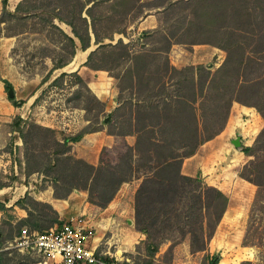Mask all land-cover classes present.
I'll return each mask as SVG.
<instances>
[{
    "label": "trees",
    "instance_id": "trees-1",
    "mask_svg": "<svg viewBox=\"0 0 264 264\" xmlns=\"http://www.w3.org/2000/svg\"><path fill=\"white\" fill-rule=\"evenodd\" d=\"M141 1L19 0L11 10L9 0H0V36L41 34L69 57L67 63L56 64L39 87L46 83L49 87L61 86L63 78L71 77L77 89L67 101H73L72 108L95 111V121L104 114L105 107L82 77L77 72H63L52 80L53 72L63 69L92 44L95 49L87 55L84 67L109 74L120 68L116 75L110 74L119 91L113 135L122 141L116 148L113 166L104 164L101 157L93 166L71 153L72 144L98 129L87 127L75 135H66L20 115L12 119L11 139L5 152L15 158V152L20 150L16 143L20 142L23 161L14 163L26 177L36 173L49 179L57 200H65L73 190L85 191L88 203L99 209L108 206L122 184L137 180L134 228L145 236L141 242L147 259L144 264H171L173 248L185 240L190 254L203 255L201 264H219V255L211 254L209 245L226 213L228 198L208 185L200 172L184 175L182 165L226 128L234 103L253 108L263 127L253 144L243 147L241 153L253 159L238 174L256 188L249 217L256 202L264 197V0ZM143 9L157 10L158 20L165 19L166 23L179 14L185 15L170 32H142L138 39H150L151 49L143 42L135 51L130 42L105 43L112 41L116 33V18L119 23L132 13L140 16ZM56 21L67 26L70 35ZM173 44L209 45L226 56L214 71L213 65L176 68L166 57ZM34 59L32 70L39 66L38 59ZM2 83L6 91L12 88L6 80ZM124 92L130 94L125 102ZM37 101L38 98L33 103ZM22 105L17 102L16 107ZM127 137L134 138L132 146ZM48 146L53 147L51 153H45ZM5 186L0 181V190ZM14 205L27 213L26 218L17 219L19 232L21 227L43 232L60 224L58 213L50 205L36 201L28 193ZM7 210L0 203V211ZM247 229L242 247L254 245L248 242ZM3 235L0 224L1 247L7 241ZM165 244L168 247L160 254ZM29 260L28 255L16 251H0V264H29Z\"/></svg>",
    "mask_w": 264,
    "mask_h": 264
},
{
    "label": "rangeland",
    "instance_id": "rangeland-1",
    "mask_svg": "<svg viewBox=\"0 0 264 264\" xmlns=\"http://www.w3.org/2000/svg\"><path fill=\"white\" fill-rule=\"evenodd\" d=\"M18 1L9 0V8L13 10ZM149 1L142 0L141 3L144 4ZM158 10L160 11V9ZM141 12L142 15L139 16L137 15L138 13H132L119 23L117 22L118 18H116V33L112 35V41L107 40L105 43L116 44L119 40L124 44L130 42L131 50L135 51L141 48V42H143L148 43L146 45L147 49H151L153 47L150 45L151 40H139V35L144 31L159 29L170 32L172 27L176 26V22L181 21L183 15H185L183 13L179 14L166 23L165 19V22L158 20L157 10L149 12L143 9ZM56 24L66 34L70 35V29L67 26L58 21H56ZM27 46H36L43 56L60 60L63 63L69 59L66 53L50 44L44 35L25 33L16 36V38L0 36V72L8 76L12 65L16 70L19 69L22 75L18 73L24 80H29L36 69L32 70V64L35 62L34 58H38L36 55H30L23 51ZM155 47H160V45H155ZM94 49L95 46L92 44L91 48L86 52L78 53L75 56L76 64L69 65V63V66L64 71H56L52 75V80L57 78L61 72H66L67 74L77 72L71 71L77 68L86 85L88 86L87 83L90 84L92 91L91 89L89 90L91 93L104 104V114L98 116L97 121L94 120L95 111L87 113L82 109L72 108L71 106L74 105L73 101H67L72 98V94L77 89L71 77L63 78L61 86L57 87H49V83H46L37 89L35 97H33V94L32 97L24 100L20 99L21 95L18 94V91L13 100H10L7 97L6 90L4 89L3 91V86H1L0 118H2L4 113H8L13 118L16 115H20L23 119L63 132L66 135H75L87 127L89 129H98L99 132L91 135L93 137L88 141L72 144L71 153L76 158L89 162V164L95 163L94 166L98 164L100 157L104 164L113 166L116 162V148L122 145V141L116 135H113L116 134V108L118 107L119 91L116 88V79L110 77V74L116 75L120 68L117 70L114 68L110 74L106 71L93 72L90 69L87 70V68L81 69L83 65L78 66V63L84 59V56L87 58L89 52ZM25 55L27 57H23ZM225 56L223 51L209 45L184 44H173L166 55L170 65L176 68L213 65L212 71L223 63ZM44 61L47 65L51 62L48 59ZM42 70L43 68L39 72ZM1 80L2 77H0ZM129 95L128 92L123 93L124 102ZM36 98H38V101L34 104L33 102ZM17 102H23V105L17 108ZM232 107V125L225 132L224 128L218 136L202 145L192 160H185L182 165V173L194 176L197 172H200L203 180L208 185L218 188L228 198L227 214L221 220L209 245V252L213 255H219V264H240L246 261L264 264V197L259 199L261 202H256L249 217V209L254 199L256 188L240 179L238 174L241 168L253 158L244 156L231 144V141L239 133L241 145L244 147L251 146L263 127V121L253 108L236 103ZM109 114H111V118H107ZM88 119H91V121H88ZM119 120L122 121L124 119L119 118ZM90 122H92L91 126L89 125ZM5 128L6 122L0 120V134L3 137ZM126 141L130 146L134 144V138L127 137ZM6 146L3 142H0V175L4 184L14 186V183H17L14 186L17 190H10V192H13L11 196L18 198L22 189L20 185L29 183L35 185L34 191L43 193L48 188L52 189V183L49 179L36 173L26 177L23 170L18 168V164L14 163V160L17 162L18 159L23 161L24 151L20 142L16 143L20 150L15 152V158L5 152ZM39 147H42V145ZM45 149H47L45 153L53 151L51 146ZM137 186V180L122 184L113 200L106 207L108 211L105 214H101L104 209H99L88 203L85 191L73 190L69 194L71 196L69 214L63 215L62 219H59L60 224L54 226L64 224L70 217L81 215L77 210L78 203L86 198L85 203H88V212L82 215L93 226L92 237L96 236V232L98 233L97 236L103 234L99 248L100 252L107 253H105L104 258H114L116 251L119 250L117 255L120 257L119 261L121 264H144L147 259L141 244L142 241H138L136 238L139 232L137 233L134 228V194ZM117 204H119V207L116 209ZM13 212V209H8L0 217V224L4 231L3 236L5 239L7 238V241L2 247L0 246V249H3L7 243L12 242L18 236L17 218ZM130 218L133 219L132 225L127 223V219ZM102 224L106 228H102ZM246 229L248 242L254 245L242 247L241 241ZM104 243L107 244L105 245ZM167 247L168 244L162 246L160 254L165 252ZM202 256V254H190L188 242L185 240L173 248L170 262L171 264H201ZM28 257L30 258L29 261H31L29 264H46L44 259L37 254L28 255ZM14 260L17 261L18 258Z\"/></svg>",
    "mask_w": 264,
    "mask_h": 264
},
{
    "label": "crops",
    "instance_id": "crops-1",
    "mask_svg": "<svg viewBox=\"0 0 264 264\" xmlns=\"http://www.w3.org/2000/svg\"><path fill=\"white\" fill-rule=\"evenodd\" d=\"M0 8H1V3H0ZM23 51H25L26 53H29L30 55H36L39 62H40V65L33 71L32 77L29 80H24L20 76L18 71L15 69V67L12 65L10 66L11 70L9 71L10 73L8 72L9 73L8 76L5 75L4 73L0 72V77H2V80H6L12 86V89L14 91V95L17 94V91H18V94L21 95L20 99H22V100H24L28 97L29 98L32 97L33 94H34L33 97H35V95L38 91L37 89L39 88L40 82L43 79V77L56 64H64L60 60H57L54 58L51 59V57L49 58V57L43 56L41 51H39V48L36 46H32V47L27 46ZM85 58H86V56H84V59L82 61H80V63H78V66L83 65V63L86 61ZM45 59H48L51 61L49 65L45 64V61H44ZM67 61L68 60H66L65 63H67ZM73 64H76V57L71 61V63L69 65H73ZM69 65L65 66L63 69H60V70L64 71V69L66 67H68ZM42 68H43V70L41 72H39L40 69H42ZM82 68L85 69L86 67L81 66V69ZM87 70H89V69L87 68ZM56 71H59V70H56ZM56 71H54L53 73H55ZM71 71H77V73L80 75V71L77 68H75L74 70H71ZM90 71H92V70H90ZM93 72H97V71H93ZM61 73H63V72H61ZM2 80L0 81V89H1V86H3V91H4V85L2 83ZM87 84L89 86V89H91L90 84L89 83H87ZM91 91H92V89H91ZM232 110H233V107L231 109V112H230V115L228 118V122H227V125H226L224 132L232 125V118H233ZM12 119H13V116L10 117L8 113H4L2 118H0V120H4V122H6V128H5L4 134H3L4 137L0 134V140H1L0 142L1 143L3 142L4 145H7L11 139V122H12ZM98 132L99 131H97L96 133L85 134L83 136V138L76 144H79L83 141H88L89 139H91V137H93L91 135H95ZM194 157H195V155L189 159H186V160H192ZM87 163H89V162H87ZM91 165L94 166L95 163H91ZM0 181L2 183H4L2 179H0ZM15 185H17V183H14V186ZM18 185H20V184H18ZM14 186H12L10 184H8V185L6 184V186L0 190V203L4 204L5 208H7V209L12 208L14 211L13 214L16 215V218L18 220L26 218L27 213L24 210L16 207L14 204L17 200L23 198L26 193H28V195L30 197H32L33 199H35L36 201L43 202L45 204L50 205L53 208V210L58 213L60 220L62 219L63 215H65V214L67 215L70 212L69 205L71 202H69V201H70L71 196H69L67 200H56L53 198L52 189L48 188V190H45L43 193L39 192V191H34L33 189L35 188V185L29 183L27 185L26 184L20 185L22 188L21 193L19 194L18 198H15V197L11 196L13 192H10V190L13 191V189L17 190V188H14ZM85 201H86V198L82 199L80 201V203H78L79 205H78L77 210H78V213L81 215L86 214L88 212V203L87 202L85 203ZM117 207H119V204L116 205V209H117ZM107 211L108 210L106 208L102 211L101 214H105ZM3 213H4V211H0V217ZM226 214H227V212L224 214L223 217H225ZM127 223L129 225H132L133 219L132 218L127 219ZM90 226L93 227L92 224H90ZM101 226H102V228H106V226L104 224H102ZM97 234L98 233L96 232V236L92 237V241L90 242L89 246L92 247V249L96 250L97 254H102V256H104L107 253L106 252H100V248H99L100 247V241L102 239L103 234H100L99 236H97ZM136 238L138 239V241H143L145 239V236L142 235L141 233H138L136 235ZM104 244L106 245L107 243H104ZM118 252H119V250L116 251V254L114 255V257L120 258L117 255Z\"/></svg>",
    "mask_w": 264,
    "mask_h": 264
},
{
    "label": "built area",
    "instance_id": "built-area-1",
    "mask_svg": "<svg viewBox=\"0 0 264 264\" xmlns=\"http://www.w3.org/2000/svg\"><path fill=\"white\" fill-rule=\"evenodd\" d=\"M92 227L84 215L70 217L64 224L47 231H31L23 227L18 236L0 251L37 254L47 264H121L114 258H104L89 246Z\"/></svg>",
    "mask_w": 264,
    "mask_h": 264
},
{
    "label": "water",
    "instance_id": "water-1",
    "mask_svg": "<svg viewBox=\"0 0 264 264\" xmlns=\"http://www.w3.org/2000/svg\"><path fill=\"white\" fill-rule=\"evenodd\" d=\"M6 94H7V97L10 99H13L15 96L12 88H8ZM231 144L236 148L238 152L240 153L242 152V149L244 146L241 145L239 133H237V137L231 141ZM245 147H250V146H245Z\"/></svg>",
    "mask_w": 264,
    "mask_h": 264
},
{
    "label": "bare ground",
    "instance_id": "bare-ground-1",
    "mask_svg": "<svg viewBox=\"0 0 264 264\" xmlns=\"http://www.w3.org/2000/svg\"><path fill=\"white\" fill-rule=\"evenodd\" d=\"M117 260H120V258L115 257Z\"/></svg>",
    "mask_w": 264,
    "mask_h": 264
}]
</instances>
